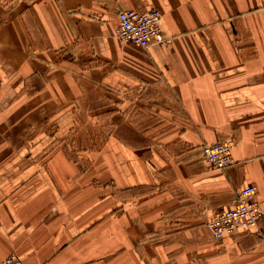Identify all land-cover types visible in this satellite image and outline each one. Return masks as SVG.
I'll use <instances>...</instances> for the list:
<instances>
[{"label": "crops", "instance_id": "0c3cea01", "mask_svg": "<svg viewBox=\"0 0 264 264\" xmlns=\"http://www.w3.org/2000/svg\"><path fill=\"white\" fill-rule=\"evenodd\" d=\"M158 10L169 44L120 42ZM232 139L234 164L200 146ZM256 186L260 235L211 216ZM264 264V0H0V262Z\"/></svg>", "mask_w": 264, "mask_h": 264}, {"label": "built area", "instance_id": "2783aa9c", "mask_svg": "<svg viewBox=\"0 0 264 264\" xmlns=\"http://www.w3.org/2000/svg\"><path fill=\"white\" fill-rule=\"evenodd\" d=\"M161 14L152 9L146 12L121 10L117 13V23L113 35L122 43L146 48L151 44L165 46L171 37L166 35L160 26ZM232 139H220L200 146L203 159L216 170H223L234 164L231 157ZM261 212L256 200V186H242L236 194L232 206L215 212L206 226L214 240L237 231H251L260 235L259 222ZM0 264H23L15 255L5 258Z\"/></svg>", "mask_w": 264, "mask_h": 264}]
</instances>
